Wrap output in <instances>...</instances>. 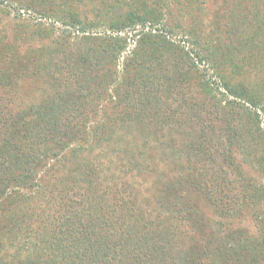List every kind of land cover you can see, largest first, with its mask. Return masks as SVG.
<instances>
[{"label": "trees", "instance_id": "trees-1", "mask_svg": "<svg viewBox=\"0 0 264 264\" xmlns=\"http://www.w3.org/2000/svg\"><path fill=\"white\" fill-rule=\"evenodd\" d=\"M0 2V264H264V0Z\"/></svg>", "mask_w": 264, "mask_h": 264}, {"label": "rangeland", "instance_id": "rangeland-1", "mask_svg": "<svg viewBox=\"0 0 264 264\" xmlns=\"http://www.w3.org/2000/svg\"><path fill=\"white\" fill-rule=\"evenodd\" d=\"M256 4V3H255ZM257 9V6L256 8L252 6V4H248V6H244L242 8V12H246V11H251V12H254L255 10ZM262 9H264V7H262ZM18 12L21 13L22 17L24 18H21L23 20H26V21H23V20H20L19 22H24L25 24L28 25L29 28H32L34 30H36V26L37 24H47L49 23L52 18H49V17H38V15H36L35 13L31 12V11H26L25 9H21V10H16V8H12L11 5H9L8 3L6 4L5 2H0V15L5 16L12 22H14V18L15 16H19L18 15ZM206 12V17H207V10H205ZM32 18H36V19H31ZM37 16V17H36ZM46 18V19H45ZM14 20V21H13ZM179 23L181 24V26L186 30V28L188 27V24H187V20L185 19H181L179 21ZM176 29H179V28H176ZM182 35L180 33H178V38H182L181 37ZM250 175L252 176H257L255 173L253 172H250ZM208 205H207V216H211V211L208 210ZM248 219L245 220L244 222L243 221H240V228H244V227H249V228H255V226H257V224L259 223L258 221L254 220L253 218L251 219V216H248ZM238 223V222H235L234 225ZM233 225V227H235Z\"/></svg>", "mask_w": 264, "mask_h": 264}]
</instances>
